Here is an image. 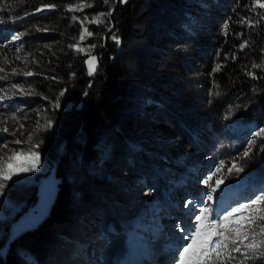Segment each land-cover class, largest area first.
Segmentation results:
<instances>
[{"label": "trees", "instance_id": "16d2710c", "mask_svg": "<svg viewBox=\"0 0 264 264\" xmlns=\"http://www.w3.org/2000/svg\"><path fill=\"white\" fill-rule=\"evenodd\" d=\"M69 1L0 0V145L3 128L15 133L23 124L28 135L14 144L24 151L39 145L33 150L44 163L29 182L8 181L3 189L17 209L0 218V264H120L133 259L137 230L151 220L141 205L159 204L165 216L167 199L194 197L191 232L200 208L222 216L264 194V137L255 136L264 128V67H253L264 62V9L252 10L254 0L84 2L79 17L96 11L122 50L115 64L96 58L89 75L86 60L105 46L92 47L94 35L86 36L79 64L64 65L81 25L61 16ZM41 5L55 7L36 12ZM126 100L134 101L132 113ZM250 140L252 151L241 159ZM97 149H114L113 161L103 162ZM221 161L209 183H224L209 201L203 181ZM84 162L96 165L93 176L68 178ZM234 162L243 171L229 174ZM50 168L55 191L46 213L8 238L11 220L34 202L36 180ZM143 232V243L152 242L153 233ZM157 247L161 256L171 252L165 243Z\"/></svg>", "mask_w": 264, "mask_h": 264}, {"label": "rangeland", "instance_id": "374dc122", "mask_svg": "<svg viewBox=\"0 0 264 264\" xmlns=\"http://www.w3.org/2000/svg\"><path fill=\"white\" fill-rule=\"evenodd\" d=\"M101 1L102 0H88V1L70 0L64 5L63 11L61 12V16L69 23L77 21L79 24H81L80 26L76 27V31L74 32L73 37L75 39V42L69 44L68 51L65 57L63 58V63L64 65H66V67L72 68L78 65L80 62L79 60H76L77 54L79 53V51H77V48H80V46L82 45L81 43H79L81 41L80 35L85 28L87 29L88 32L93 33L95 38V42H93V45L95 47H97L98 42L100 45L105 46V50L103 49L104 52L103 50H99L102 52L97 53V56H95L98 59V61L100 59L102 62L108 61L114 64L116 61L117 63L120 62L118 60L119 58H122L121 57L122 50L121 52L119 51L120 46L116 38L112 36L110 32L108 33L106 31L110 29V26L105 23V19L101 15H99L96 11L89 12L87 16L88 18L87 21H84L81 17H79V12L82 11L86 6L84 2H89V5L93 6L95 4L99 5ZM200 1L201 2L199 3V5H202L203 0ZM261 3H264V1H261ZM68 6H72L73 9L75 10L70 11ZM73 17H76V19L74 20ZM94 18L100 19L101 22L91 23L90 21ZM87 69H88V65H87ZM89 102H91V105L92 104L94 105V96L91 99H89ZM133 102L134 101L132 100L125 101V106L127 107L129 113H132L134 111ZM99 116L100 114L97 115V117L93 115L91 116L89 115L90 119L93 122L98 121L100 119ZM24 129L25 128L23 129L18 128L15 133L11 129H9L8 132H5L7 138L4 139L2 145L6 144L7 147L0 146V160L7 158L14 151H24L21 149V145L14 144L17 138L21 137V139H24L28 135V130L27 129L24 130ZM105 132H107L109 136H113L112 131H109L107 129ZM115 152L116 151L114 149H111L109 152H105L100 149L95 150V153L97 155H101L100 159L107 164L113 161L114 158L113 155L115 154ZM43 164L44 163L41 160L40 166ZM78 167L79 168L68 172L67 174L68 178L77 181L80 179V177H82V175L93 176L96 165L91 164L89 162H84V163H80ZM36 171L18 174L9 181L10 182L23 181L27 183L30 181L32 175ZM175 188H177V190H174L175 191L174 193L176 194V192H178L179 190L178 185ZM54 191H55L54 174H53V169L50 168L48 172L44 173L36 180V192H35L36 197L34 202L31 205H28L27 208L19 216L11 220L9 232H8V238H11L19 231L33 225L44 216V214L47 211L48 205L53 197ZM185 200L186 199L182 197V198H178L173 203L172 201L169 202L167 199L169 210L167 211L165 216H163L164 214L160 212L161 206H159V204L152 205L149 203L147 204V206L141 205L140 211L147 212L151 217V220L143 223L142 220L139 219V217H134L136 224L139 225L143 223V225L144 224L145 225L144 226L142 225V227L140 226L139 230H137L136 233L137 239L134 238L136 248L135 251L131 254L133 255V262L131 264H145V262H149L147 264H174V261L178 256V248H182L183 247L182 243L186 242V240L184 239L185 232L190 230L191 224L193 223V220L189 216L190 213H188V211H190L194 207V203H190V202H195V198L191 197L190 199H188V201ZM177 208H183V210H178ZM16 209H17V204L13 203L12 200L8 199L3 190L0 191V218L11 215L12 213H14ZM179 221H181V224H183V226L187 227L185 231H181L176 228L177 227L176 225ZM143 231H151L153 233V235L151 236L152 242L148 241L146 243H143V241L149 238L148 236H146L145 232ZM164 243L170 246L169 249L172 252H169L166 255L161 256L163 250L161 249L158 250L157 246L159 244H164ZM83 245H85V243ZM135 259H137V261H135ZM125 261H126L125 258H123L121 263H125Z\"/></svg>", "mask_w": 264, "mask_h": 264}, {"label": "snow or ice", "instance_id": "6c2138e0", "mask_svg": "<svg viewBox=\"0 0 264 264\" xmlns=\"http://www.w3.org/2000/svg\"><path fill=\"white\" fill-rule=\"evenodd\" d=\"M121 2H125V0H121ZM255 6L264 9V3H261L260 0H254L252 10H255ZM54 7L55 5H42L36 9V12ZM68 7L70 11L75 10L72 6ZM108 15H111V13H108ZM259 16L260 19L264 20V12H260ZM73 19L75 20L76 17H73ZM87 20L88 18L85 17L84 21ZM90 22L100 23L101 21L98 18H94ZM240 22L247 23L248 21L247 19H242ZM91 35L93 33L88 32L85 28L80 35V40H84L86 36ZM19 39V34L12 36V41ZM117 42L119 43V40ZM246 43L241 44L240 47L244 48ZM16 50L19 51V48ZM77 51H83V49L77 48ZM95 63V56H90L86 60L89 75L96 71ZM219 67L217 65L214 71H218ZM253 67H264V62L259 65L254 64ZM0 71H3V69H0ZM25 75L30 76L32 73L28 72ZM12 87L18 88L19 86L13 85ZM214 94L219 95L220 93ZM62 95L63 93H61ZM2 99L4 97L0 96V100ZM60 106V102L57 100L55 107L60 108ZM13 119L15 118L13 117ZM46 126L51 127V121H48ZM23 127L24 125L21 124L20 128L23 129ZM2 131L8 132V128L5 127ZM255 136L264 137V128L257 131ZM31 139L30 135L29 141ZM15 143L19 144L20 141L17 140ZM254 144L255 140L248 142L241 159L249 157ZM0 146L7 147L6 144ZM38 146L33 145L27 151H14L7 158L0 160V191L3 190L9 180L18 174L33 172L38 169L41 156L38 151L33 150ZM223 164L224 161H221L216 171L203 181L204 184L209 185L210 190L207 196L209 201L213 199L212 194L224 183L223 179L216 180L215 187H212L209 183L213 176L221 172ZM242 171L243 168L235 162L228 169L229 174ZM261 191L264 192V189ZM199 212L200 214L195 216L194 231L185 233L184 239L188 242L182 248H178V259L174 261V264H247L249 260L256 259L257 255L264 259V194L256 196L249 203H240L236 207H232L231 210H226L222 216L219 212L211 213L208 207L200 208ZM181 231L185 230L181 228Z\"/></svg>", "mask_w": 264, "mask_h": 264}, {"label": "bare ground", "instance_id": "6f19581e", "mask_svg": "<svg viewBox=\"0 0 264 264\" xmlns=\"http://www.w3.org/2000/svg\"><path fill=\"white\" fill-rule=\"evenodd\" d=\"M125 260H126L125 263H120V264H131L133 262V259L131 261L128 259H125ZM135 261H137V259H135ZM147 263H149V262H145V264H147Z\"/></svg>", "mask_w": 264, "mask_h": 264}]
</instances>
